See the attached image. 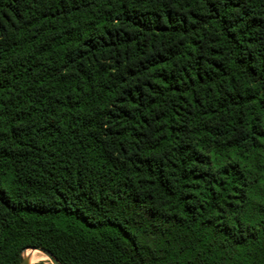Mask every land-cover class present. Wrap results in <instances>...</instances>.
<instances>
[{"label": "trees", "instance_id": "obj_1", "mask_svg": "<svg viewBox=\"0 0 264 264\" xmlns=\"http://www.w3.org/2000/svg\"><path fill=\"white\" fill-rule=\"evenodd\" d=\"M264 264V0H0V264Z\"/></svg>", "mask_w": 264, "mask_h": 264}, {"label": "water", "instance_id": "obj_2", "mask_svg": "<svg viewBox=\"0 0 264 264\" xmlns=\"http://www.w3.org/2000/svg\"><path fill=\"white\" fill-rule=\"evenodd\" d=\"M28 249H37L47 255V257L51 260L53 264H62L51 252H49L47 249L41 248V247H34L30 246L27 247L23 252H25ZM21 264H30L29 258L25 256L24 253L21 255Z\"/></svg>", "mask_w": 264, "mask_h": 264}, {"label": "bare ground", "instance_id": "obj_3", "mask_svg": "<svg viewBox=\"0 0 264 264\" xmlns=\"http://www.w3.org/2000/svg\"><path fill=\"white\" fill-rule=\"evenodd\" d=\"M29 260L31 261H36V260H39L41 258H45L47 255L44 253H41V251L37 250V249H29L27 252H26V255Z\"/></svg>", "mask_w": 264, "mask_h": 264}, {"label": "crops", "instance_id": "obj_4", "mask_svg": "<svg viewBox=\"0 0 264 264\" xmlns=\"http://www.w3.org/2000/svg\"><path fill=\"white\" fill-rule=\"evenodd\" d=\"M41 253H43V252H41ZM44 259H46V258H41V259L36 260V261H31V260H29V261H30V264H50L48 261H46Z\"/></svg>", "mask_w": 264, "mask_h": 264}, {"label": "rangeland", "instance_id": "obj_5", "mask_svg": "<svg viewBox=\"0 0 264 264\" xmlns=\"http://www.w3.org/2000/svg\"><path fill=\"white\" fill-rule=\"evenodd\" d=\"M29 250V249H28ZM28 250H26L25 252H23L25 255H26V252L28 251ZM46 259H44V260H46V261H48L50 264H53L52 262H51V260L46 256L45 257Z\"/></svg>", "mask_w": 264, "mask_h": 264}]
</instances>
